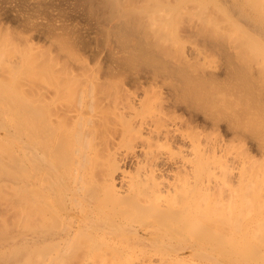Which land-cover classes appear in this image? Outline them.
<instances>
[{"label": "bare ground", "instance_id": "6f19581e", "mask_svg": "<svg viewBox=\"0 0 264 264\" xmlns=\"http://www.w3.org/2000/svg\"><path fill=\"white\" fill-rule=\"evenodd\" d=\"M88 1L0 50V264H264V0Z\"/></svg>", "mask_w": 264, "mask_h": 264}, {"label": "rangeland", "instance_id": "374dc122", "mask_svg": "<svg viewBox=\"0 0 264 264\" xmlns=\"http://www.w3.org/2000/svg\"><path fill=\"white\" fill-rule=\"evenodd\" d=\"M89 4L90 2L88 0H0V40H1L0 46L3 47V48L0 47V50L1 52H3V50H6L5 51L6 54L3 52L4 53L3 56L7 55L6 56L7 58H9V56H11L10 58H12V56L14 55V57H16L17 55H15V53L18 54V52L21 50L19 47H22L23 49L24 47L23 45L27 47L29 44L27 50L30 51L31 49V52H34L36 50L35 52H37V55H40V57L42 56L41 53H43L44 55V57L42 56V59L44 58L43 61L45 60L46 57V60L44 62H48L50 61V58H52L53 60L52 59L51 60L55 64L57 63L58 65L59 62L58 66H63L65 61L56 52L57 50L55 46L56 41L53 42L52 44V41L56 39V36L58 38L59 35H61L63 37V38L60 37L61 39H64L67 42H71L70 44L75 48V51L78 52V54L79 52L80 54L83 53L82 55L79 56L84 59L86 57V60L88 62L86 60L85 62L89 63V65H91L92 67L93 64L95 65V67H97V64L98 66H100L99 64L103 65L107 60L106 59L107 57L105 55L103 56V54H106V52L104 51V46L101 48V45L103 44L102 42L103 39L101 36H99L100 30L96 25L97 23H95V19H93L94 16H91L92 14L91 12H89V8H90L88 6ZM8 34L11 36H8ZM4 36H8L9 38L8 37L7 38L10 40H8ZM14 36L15 39H12ZM1 37H4L6 38V40H8V42L9 41L11 42L9 43L7 42L8 43L7 45L5 43L6 40L3 38V41L5 40L3 42ZM16 40H18L19 42H21L22 40V44L20 43L21 46L20 44H17L19 46L16 45L15 43ZM12 43H13L12 45L13 47L15 46L17 47L14 49L11 48L12 46H9V44ZM7 46L9 49L7 48ZM76 47L78 48L79 51L76 49ZM17 48L19 49V51ZM24 50H26V48ZM101 50L103 53H101ZM7 52L14 54L13 55L8 54ZM35 52L33 54H35ZM5 56L3 57L4 60H5ZM212 61L213 59H210V63L212 64L213 62L216 63V61L213 62ZM233 146L234 145H231L230 148L228 149V151L230 150V152H232V153L229 152L230 154L229 156L232 155V157L234 156L233 150L234 152L235 151L237 152L238 150L237 147H233ZM263 172H264V164H263L262 173ZM262 210L264 212V208ZM263 212L261 211L262 214ZM248 251L250 253L251 250L249 248L247 249V252L245 253V257L249 255ZM252 253H254L253 249L250 255ZM250 255L248 257H250ZM248 257L246 259L251 261V258ZM244 259H242V261H237V262L234 261L231 263L248 264V261H243Z\"/></svg>", "mask_w": 264, "mask_h": 264}]
</instances>
